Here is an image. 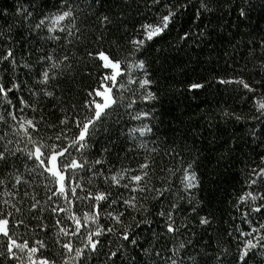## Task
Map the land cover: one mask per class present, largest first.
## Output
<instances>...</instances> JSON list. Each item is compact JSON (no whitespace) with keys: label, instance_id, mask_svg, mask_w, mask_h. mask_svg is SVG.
Returning a JSON list of instances; mask_svg holds the SVG:
<instances>
[{"label":"snow or ice","instance_id":"1","mask_svg":"<svg viewBox=\"0 0 264 264\" xmlns=\"http://www.w3.org/2000/svg\"><path fill=\"white\" fill-rule=\"evenodd\" d=\"M151 2L163 5L164 12L152 22L139 24V30L128 40L126 56L112 54L104 48L103 36L97 37L96 46L86 53L95 66V76L91 72L88 75L96 87L90 84L82 104L72 105L71 118L66 113L56 125L48 124L43 115L37 118L25 113L35 114L44 100H56V70L62 61L48 45L69 37L80 39L77 0H40L27 7L23 0H16L14 7L0 6V18L7 23L11 13L18 21L7 28L0 25V264H264V167H245L247 187L235 202L247 230L235 224L231 232L223 230L229 240L235 237L238 241L235 252L220 241L211 254V244L198 248L197 225L206 232L215 213L193 204L192 192L201 186V180L199 160L187 158L191 157L187 143L159 134L167 113L149 72L153 63L161 65L160 71L165 70L170 53L160 50L162 59L157 61L150 58L149 51L157 38L163 39L175 28L179 31L170 48L176 52L192 45L194 51H215V44L225 42L235 50L239 45L234 44L233 37L254 9L259 8L264 16V0ZM193 6L194 16L183 20L184 10ZM221 9L237 12L235 23L230 25L236 32L227 36L217 31L227 26L214 24L209 18ZM98 21L118 33L126 32L128 21L124 18L105 14ZM16 27H25L29 40L38 45L34 50L25 42L27 59L24 54L17 56L16 41L11 36ZM245 48L253 54L259 48L264 54V35L259 41L246 42ZM22 68L27 69L23 77ZM216 80L232 85L234 94L246 97L244 103L252 105L247 117L222 111L223 117L244 121L242 126L247 129L239 138L244 143L233 137L234 147H229L228 153L248 157L245 147L264 153V76L260 81H249L241 73ZM210 86L191 81L184 91ZM70 125L75 126L74 133ZM124 125L130 126L125 130ZM151 136L156 139L150 140ZM148 143L155 147L148 149ZM132 146L147 150L143 162L137 161L135 168L118 164L119 153L130 152ZM113 149L117 150L116 160L110 159ZM152 153L167 156L178 166L159 168L163 175H157ZM260 158L264 160V155ZM229 159L234 156H218L225 167ZM154 178L160 181L159 186ZM189 211L198 214L196 224L186 221L184 214ZM185 234L189 238L181 240ZM46 237L56 246L55 251Z\"/></svg>","mask_w":264,"mask_h":264},{"label":"trees","instance_id":"2","mask_svg":"<svg viewBox=\"0 0 264 264\" xmlns=\"http://www.w3.org/2000/svg\"><path fill=\"white\" fill-rule=\"evenodd\" d=\"M23 2L27 7L29 3L39 4L40 0H23ZM48 2L51 3L52 0H48ZM15 3L16 0H0V6L14 7ZM77 3L78 8L75 15L76 27L80 29L78 33L80 39L69 37L68 40L62 39L48 45L49 50L54 49V55L62 61L61 68L56 70L59 81L55 90L56 100L52 103L44 100L41 109L35 114L25 113L29 117L36 115L37 118L43 115L45 121L52 125L58 124L59 119L66 113L71 118L72 105L76 104L79 107L82 104V98L86 95L90 84L96 87L94 79L88 75L91 72L93 77L95 76V66L86 53L96 46L97 37L103 36V46L109 49L112 54L119 57L126 56L130 49L128 40L132 38L134 32L139 30V24L152 22L158 14L164 12L163 5H153L151 0H77ZM88 5L92 6L88 7ZM195 11V6L185 9L183 20H189L194 16ZM105 14L127 20L128 23L124 26L126 32L118 33L110 27L106 28L101 25L98 18ZM236 16L235 9H221L214 16L210 15L209 18L213 20L214 24H225L227 26L225 29L222 30L218 27L217 31H223L224 36H227L230 31L236 32V29L230 27L235 23ZM216 17L221 19L218 21ZM13 23L18 24V21L12 19L11 13L7 23L3 18H0V25H3L4 28ZM72 31L75 32V29L73 28ZM177 31L179 28L173 29L163 39L157 38L149 51L150 58L155 57L157 61L162 59L160 50L170 53L168 63L163 65L164 71L159 70L161 67L159 63H153L149 69L150 75L156 81L153 88L158 91L163 100V110L167 113L162 117L164 124L159 134L169 139L175 137L180 143H187L191 149V157L187 158L196 157L199 160L197 171L201 186L192 192V201L195 206H206L208 211L214 212L215 220L206 232L197 225V232L200 233V242L197 247L203 248L205 244H211L208 249L211 254L217 241H220L222 246L230 247L235 252L238 241L235 237L229 240L228 236L223 234V230L227 229L228 232H231L233 224L237 228L242 227L247 230V225H242L240 222L242 218L237 212L239 206L235 202L247 187L245 167H264V160L260 158L264 153H261L259 148L253 152L251 147L244 148L248 157H244L240 153H228V148L234 147L233 137L237 138L238 143H244L239 138L247 129L242 126L244 121L235 122L231 118L223 117L222 111L227 109L237 115L247 117L251 115L252 105L251 102L244 103L246 97L236 96L232 85H221L216 78L227 79L242 73L245 80H261V77L264 76V67H262L264 66V54L259 48H256L253 54L249 48H245V43L252 40L259 41V38L264 35V16L259 8L250 13L249 20L246 24L241 25L239 33L233 37L234 44L239 45L235 50L225 42L215 44V51H210L207 48L203 51H194L192 48L195 46L192 45L191 48L176 52L170 48V45L175 44ZM243 33L248 35H243ZM62 35L66 36L67 33ZM11 36L16 41L15 48L18 57L24 54V58L27 59V44L25 42L31 43L34 50L38 46L29 40V33L25 27L14 28ZM5 41H7V37H5ZM173 55L176 59H172ZM64 56L68 57L67 61L62 60ZM35 58L33 55L32 60L34 61ZM20 71L23 77V72L27 69L22 68ZM191 81H199L211 86L203 90H195V92H185L184 89ZM54 83L56 82L54 81ZM156 107L159 109L160 105L158 104ZM210 123L211 128H209ZM249 123L252 122L249 121ZM128 126L130 125H124L125 130ZM70 130L74 133L75 126L70 125ZM45 131L49 135L52 134L47 129ZM257 131H259L258 127ZM181 137L186 139H179ZM149 139L155 140L156 137L151 136ZM250 143L253 146L255 144L254 141H250ZM125 147H129V145H125ZM153 147H155L154 144L148 143V149ZM197 150H199V156H197ZM221 153L225 157L234 156V159L228 160L227 167L224 166V161L218 162V156ZM145 154H147L146 149L132 146L130 152L119 153L118 164L122 162L125 166L135 168L137 161L143 162ZM110 159H117L116 149H113ZM151 159L154 161L152 167L157 169V175H163L158 171L159 168L178 166L173 164L169 157L158 153H152ZM153 182L157 186L160 185V181L155 178ZM175 186L179 187L178 180H176ZM41 196H43V189H41ZM185 207H188L187 202H185ZM199 215H203V213H199ZM184 216L186 221L192 224H196L198 220V214L190 211L186 212ZM188 238V234L180 237L181 240ZM45 239L55 251L56 246L52 244L51 239L47 237ZM165 239L160 241L161 247L164 246ZM168 246L171 247V245Z\"/></svg>","mask_w":264,"mask_h":264}]
</instances>
